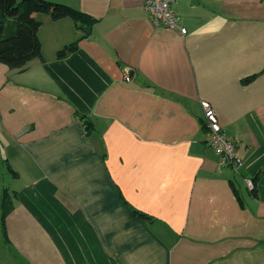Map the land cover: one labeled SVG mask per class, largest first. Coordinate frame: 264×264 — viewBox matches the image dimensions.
I'll use <instances>...</instances> for the list:
<instances>
[{
    "label": "crops",
    "instance_id": "1",
    "mask_svg": "<svg viewBox=\"0 0 264 264\" xmlns=\"http://www.w3.org/2000/svg\"><path fill=\"white\" fill-rule=\"evenodd\" d=\"M54 1L96 20L39 14L41 57L0 63V264H264V0H179L185 34L144 0Z\"/></svg>",
    "mask_w": 264,
    "mask_h": 264
},
{
    "label": "trees",
    "instance_id": "2",
    "mask_svg": "<svg viewBox=\"0 0 264 264\" xmlns=\"http://www.w3.org/2000/svg\"><path fill=\"white\" fill-rule=\"evenodd\" d=\"M39 14H48L54 20L70 18L76 28L90 27L95 18L88 14L61 2L51 0H0V63L10 68H23L27 62L35 57H41V41L38 30L42 25ZM76 41L57 51V57H64L76 48ZM255 75L242 79L244 84L250 82ZM79 118L89 132L93 127L91 121L84 115ZM205 127V126H204ZM206 131V127H205ZM13 171L11 168H9ZM260 173L252 177L254 188L249 189L255 194V184L258 182ZM237 192V191H236ZM238 198L241 197L237 193ZM242 203V202H241ZM11 200L7 188H4L0 203V226L3 237H6L5 218L11 209ZM133 212L142 219L148 216L133 209Z\"/></svg>",
    "mask_w": 264,
    "mask_h": 264
},
{
    "label": "built area",
    "instance_id": "3",
    "mask_svg": "<svg viewBox=\"0 0 264 264\" xmlns=\"http://www.w3.org/2000/svg\"><path fill=\"white\" fill-rule=\"evenodd\" d=\"M179 0H144V8L147 17L154 26L179 29L182 34L186 29L180 25L179 17L173 5ZM203 108L204 123L206 127V141L219 158L222 167L239 165L241 159L237 154L236 143L228 138L218 122L217 116L209 102H200ZM245 183L249 189L254 188L251 178H246Z\"/></svg>",
    "mask_w": 264,
    "mask_h": 264
},
{
    "label": "rangeland",
    "instance_id": "4",
    "mask_svg": "<svg viewBox=\"0 0 264 264\" xmlns=\"http://www.w3.org/2000/svg\"><path fill=\"white\" fill-rule=\"evenodd\" d=\"M51 1H54V0H51ZM9 185V182H8V180L6 179V186H8Z\"/></svg>",
    "mask_w": 264,
    "mask_h": 264
},
{
    "label": "water",
    "instance_id": "5",
    "mask_svg": "<svg viewBox=\"0 0 264 264\" xmlns=\"http://www.w3.org/2000/svg\"><path fill=\"white\" fill-rule=\"evenodd\" d=\"M90 30V27L87 28V32Z\"/></svg>",
    "mask_w": 264,
    "mask_h": 264
}]
</instances>
